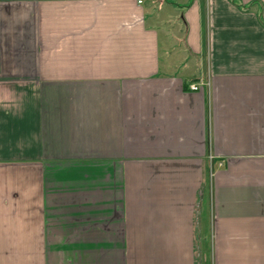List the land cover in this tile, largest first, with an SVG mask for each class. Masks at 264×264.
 Returning a JSON list of instances; mask_svg holds the SVG:
<instances>
[{"label": "crops", "instance_id": "1", "mask_svg": "<svg viewBox=\"0 0 264 264\" xmlns=\"http://www.w3.org/2000/svg\"><path fill=\"white\" fill-rule=\"evenodd\" d=\"M0 264H264V0H0Z\"/></svg>", "mask_w": 264, "mask_h": 264}, {"label": "built area", "instance_id": "2", "mask_svg": "<svg viewBox=\"0 0 264 264\" xmlns=\"http://www.w3.org/2000/svg\"><path fill=\"white\" fill-rule=\"evenodd\" d=\"M144 0H136V3L138 5H141L143 3ZM204 84L202 82L198 83V84H191L189 86L190 91H198Z\"/></svg>", "mask_w": 264, "mask_h": 264}]
</instances>
